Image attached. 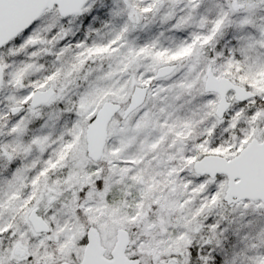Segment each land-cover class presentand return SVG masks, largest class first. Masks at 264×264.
<instances>
[{
	"label": "rangeland",
	"instance_id": "rangeland-1",
	"mask_svg": "<svg viewBox=\"0 0 264 264\" xmlns=\"http://www.w3.org/2000/svg\"><path fill=\"white\" fill-rule=\"evenodd\" d=\"M0 65V264H78L90 227L107 257L124 229L141 264H264V203L229 206L227 177L194 170L263 140L264 0H88L67 17L55 7ZM168 65L177 69L155 80ZM209 70L255 98L229 93L218 118ZM137 87H149L145 103L114 118L92 161L90 122L106 101L126 108ZM34 210L49 232L34 230Z\"/></svg>",
	"mask_w": 264,
	"mask_h": 264
},
{
	"label": "water",
	"instance_id": "water-1",
	"mask_svg": "<svg viewBox=\"0 0 264 264\" xmlns=\"http://www.w3.org/2000/svg\"><path fill=\"white\" fill-rule=\"evenodd\" d=\"M88 0H0V50L7 46L20 34L27 31L46 10L57 8L62 17L81 12ZM177 69V65H168L157 70L155 80L165 78ZM3 83V70L0 65V89ZM149 87H137L131 97L129 105L123 111L126 119L136 109L141 107L147 98ZM205 91L219 96L216 116L222 119L230 109L232 103L228 101V94L234 93L236 102L244 103L255 98V94L246 88L233 83L231 80L214 75L209 70L206 78ZM55 95L50 88L46 91H36L31 99V106L37 107L47 104ZM24 107L12 109V115L18 114ZM118 103L106 101L98 110L87 128V153L90 159L98 162L102 159L108 140L110 123L121 111ZM196 174L209 176L214 179L217 175H225L228 179L225 202L227 205L236 204L243 200L261 201L264 203V137L262 142L251 140L248 145L233 159L227 160L217 155L204 156L194 164ZM30 222L37 233H47L49 225L32 211ZM86 246L83 258L78 264H141L139 258L127 256L130 235L120 229L117 241L106 256V248L102 245L100 232L90 227L86 234ZM59 264H70L62 262Z\"/></svg>",
	"mask_w": 264,
	"mask_h": 264
},
{
	"label": "flooded vegetation",
	"instance_id": "flooded-vegetation-1",
	"mask_svg": "<svg viewBox=\"0 0 264 264\" xmlns=\"http://www.w3.org/2000/svg\"><path fill=\"white\" fill-rule=\"evenodd\" d=\"M124 108H125V107H123V106H122V109H121V111L119 112V114H120L121 112L123 113V111H124Z\"/></svg>",
	"mask_w": 264,
	"mask_h": 264
},
{
	"label": "trees",
	"instance_id": "trees-1",
	"mask_svg": "<svg viewBox=\"0 0 264 264\" xmlns=\"http://www.w3.org/2000/svg\"><path fill=\"white\" fill-rule=\"evenodd\" d=\"M192 252H193V254H194V255H196V253H195V251H194V250H193ZM193 260H194V258H193Z\"/></svg>",
	"mask_w": 264,
	"mask_h": 264
},
{
	"label": "bare ground",
	"instance_id": "bare-ground-1",
	"mask_svg": "<svg viewBox=\"0 0 264 264\" xmlns=\"http://www.w3.org/2000/svg\"><path fill=\"white\" fill-rule=\"evenodd\" d=\"M127 142H128V141H127ZM127 142H126V143H127Z\"/></svg>",
	"mask_w": 264,
	"mask_h": 264
}]
</instances>
